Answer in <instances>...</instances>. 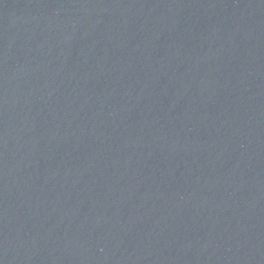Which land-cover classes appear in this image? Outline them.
<instances>
[{"label":"water","instance_id":"95a60500","mask_svg":"<svg viewBox=\"0 0 264 264\" xmlns=\"http://www.w3.org/2000/svg\"><path fill=\"white\" fill-rule=\"evenodd\" d=\"M0 264H264V0H0Z\"/></svg>","mask_w":264,"mask_h":264}]
</instances>
